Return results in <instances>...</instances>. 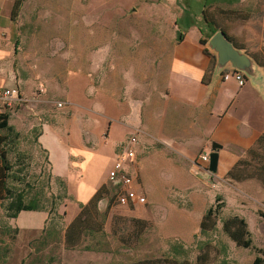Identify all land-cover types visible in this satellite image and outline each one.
I'll use <instances>...</instances> for the list:
<instances>
[{
	"label": "rangeland",
	"instance_id": "obj_1",
	"mask_svg": "<svg viewBox=\"0 0 264 264\" xmlns=\"http://www.w3.org/2000/svg\"><path fill=\"white\" fill-rule=\"evenodd\" d=\"M182 8L189 13L190 21L197 22L190 29L203 31L206 27L210 31L209 22L221 26L242 47L241 51L253 55L264 68V0H23L14 21L16 53L5 60L0 71L17 83L23 93V99L12 106L0 101V110L9 113V123L19 133L11 155L20 156L12 170L19 171L22 181L8 182L28 196L39 193V204L57 210L61 219H55L58 233L50 231L47 235L50 230L47 228L43 238V234L33 236L35 233L22 229L16 237V231L5 232L7 219L1 207L0 217L5 226L1 231V247L13 239V251L18 260L22 259L20 264H253L255 257H260L259 264H264V218L260 215L264 211V149L261 148L257 149L258 156L246 151L240 157L245 159L239 167L242 177L236 179L216 172L209 184H202L190 171V160L203 150L191 155L173 151L172 164L177 168L172 167L170 201L157 207L160 222L134 216L137 207L151 215L152 204L148 201L139 206L121 204L113 195L116 189L109 183L111 192L103 194V204L98 205L104 220L103 234H87L81 244L71 248L64 244L62 212L73 197L67 184L52 175L48 155L36 141L43 115L50 114L53 123L63 120L70 123L80 113L64 98L66 86L62 79L58 81V76H67L66 90L74 97L76 85L79 87L83 82L90 97L95 88L106 92L107 70H78L81 59L90 65L96 52L103 48L123 59L144 57L145 48L152 52L158 47L155 42L168 46L175 29L173 15ZM132 30L144 31L148 37L133 38L128 35ZM93 33L105 38L95 39ZM162 58L155 53L147 60L145 97L165 84L167 66L160 64ZM125 72L131 70L125 66L115 71L110 86L115 87L119 98L116 97V104L124 103L129 113L137 117L142 107L138 99L144 95L135 90L128 92L127 87L138 84L141 72H131L132 76L123 81ZM51 76L57 79L48 83V89ZM58 101L69 104L58 108ZM145 104L151 109L156 105ZM93 108L94 104L88 110ZM135 129L138 130L137 126ZM216 205L221 208L214 217L215 224L205 234L199 227L196 232H186L184 220L189 213L202 214ZM234 216L245 221L247 246L237 244L222 228L224 220ZM86 244L95 249H84ZM177 248L184 251L178 252Z\"/></svg>",
	"mask_w": 264,
	"mask_h": 264
},
{
	"label": "crops",
	"instance_id": "obj_2",
	"mask_svg": "<svg viewBox=\"0 0 264 264\" xmlns=\"http://www.w3.org/2000/svg\"><path fill=\"white\" fill-rule=\"evenodd\" d=\"M14 2L15 0H0V71L6 64L5 60L16 53L14 21L17 15L12 17ZM187 15L189 13L183 8L179 14H174L175 29L168 46H163L161 41H154L158 47H154L152 52L145 48L144 57L134 55L116 58L108 49L103 48L96 52V59L90 65L81 59L80 64L77 63L78 70H107L106 92L95 88V94L90 97L87 94V84L83 82L79 87L76 85L77 97H74L66 90L69 87L67 76H58V81L62 79L66 86L64 98L80 113L70 123L65 120L53 123L50 114L43 115L36 141L47 152L52 175L67 184L68 192L73 197L66 211L62 212L64 227L101 186L110 190V183L116 189L113 195L119 191L121 182L111 181L108 173L116 158L124 154L131 136H136V142L131 145L134 156L126 158L123 163L125 172L132 176L127 187L144 196L143 203H151L154 213L148 215L137 207L143 203L128 205H137L134 216L151 218L158 223L157 207L170 201L172 167L177 168L172 164L173 151L180 155L186 152L191 155L203 150L190 160V171L202 184H209L216 172L220 175L227 173L264 132V68L257 65L262 74L260 83H254L246 75L243 85H239L232 75L223 79L222 72L231 71L232 68L226 65L215 73V53L200 42L201 37L209 39L211 27L210 31L206 27H203V31L197 28L192 30L190 28L197 22L190 21ZM92 35L98 40L105 38V35L99 33ZM128 35L133 38L148 37L146 32L140 30H132ZM155 53L163 56L160 64L167 66L166 80L160 89L157 88L160 92L156 91L145 97L148 90L144 83L147 60ZM125 66L131 72L138 71L142 74L138 84L127 87L128 92L135 90L139 95H144L138 99L142 107L137 117L129 113L124 103L118 101L116 104L118 96L115 87L110 86L114 72ZM131 72H125L121 76L122 80L127 81L132 76ZM56 79L57 76H51V81H47L48 89V83ZM0 86H15L20 95L23 94L17 83L2 74ZM144 102L156 105L151 109V106L143 105ZM92 104L94 108L89 111ZM136 126L138 130L135 129ZM213 141L221 145L215 173L205 170L204 163L198 159L201 154H208ZM101 204L103 202L100 200L98 205ZM204 213L187 215L184 220L186 232H196L200 228ZM6 219V233L16 231L18 237L24 229L35 233L33 236H40L48 220V212L22 210L16 217ZM0 223L3 224L1 221ZM7 226H10L9 229ZM12 240H8L4 247H1L0 242V264L22 262L13 251ZM29 242L30 240L27 244Z\"/></svg>",
	"mask_w": 264,
	"mask_h": 264
},
{
	"label": "trees",
	"instance_id": "obj_3",
	"mask_svg": "<svg viewBox=\"0 0 264 264\" xmlns=\"http://www.w3.org/2000/svg\"><path fill=\"white\" fill-rule=\"evenodd\" d=\"M23 0H15L13 8H12V17L17 15V12L22 4ZM211 31L209 36L216 31L217 29H222L226 34V30H224L221 26H213L210 23ZM208 36V37H209ZM228 39L231 38L226 34ZM206 37H201L200 42L206 44ZM236 46L237 44L231 40ZM238 49L242 50V47L237 46ZM207 51V49H204ZM250 55V54H249ZM253 60L260 66L261 64L250 55ZM205 79V78H204ZM19 133L15 128L9 123V113L6 111L0 110V209L4 207V216L5 218H14L17 214L22 210H45L48 212V220L46 221V225L43 230V238L51 232L58 233V221L55 219H61V215L55 209H46V206L39 204V193L35 195L28 196L25 191L22 189H15L14 186L9 185L8 180L13 182H21L22 178L17 174L18 170H12V167L16 163L17 159L20 157L19 155L13 157L11 155L14 149V143L18 138ZM37 136V134H36ZM39 145V144H38ZM40 146V145H39ZM41 147V146H40ZM42 148V147H41ZM258 148L264 149V132H262L257 138L254 145L250 146L247 149V153H251V155L258 156ZM43 149V148H42ZM44 150V149H43ZM45 151V150H44ZM19 152H15L17 154ZM46 155L47 152L45 151ZM245 159H240L236 163H234L230 169L227 171V175L230 177H234L239 179L241 176L239 168L243 165ZM109 190L105 186H101L92 196V198L84 205L80 206V210L77 215L65 226L63 227L64 231V244L66 248H71L81 244L85 236L94 235V234H103V218L99 212L98 203L102 199L103 194H108ZM112 198V196H111ZM3 201L5 203L3 204ZM219 208L221 206L216 205L208 208L205 214L202 217L200 230L201 233H206L208 229L215 224L214 217L219 212ZM105 215V212H103ZM260 215L264 218V211L260 212ZM1 221V217H0ZM50 221V222H49ZM2 222V221H1ZM48 223L50 227H48ZM231 225L235 226V229L231 230ZM245 221L236 216L225 219L224 224H222L223 230L235 241L237 244H242L244 246L249 245V239H244V235L247 233L245 230ZM4 224L0 223V233L2 231V227ZM47 226V227H46ZM16 230V229H15ZM45 233V234H44ZM1 242V238H0ZM84 249L91 250L95 249L94 246L86 244ZM176 251H184L177 248ZM262 259L260 257H255L253 264H259Z\"/></svg>",
	"mask_w": 264,
	"mask_h": 264
},
{
	"label": "water",
	"instance_id": "obj_4",
	"mask_svg": "<svg viewBox=\"0 0 264 264\" xmlns=\"http://www.w3.org/2000/svg\"><path fill=\"white\" fill-rule=\"evenodd\" d=\"M207 48L215 53L216 62L214 64V72L218 73L226 65L237 71L242 72L250 77L254 83L262 81V74L257 69V63L247 53L241 51L226 36L222 29L214 31L206 42ZM221 145L213 141L208 151V170L215 173L217 170V162L219 160V152Z\"/></svg>",
	"mask_w": 264,
	"mask_h": 264
},
{
	"label": "built area",
	"instance_id": "obj_5",
	"mask_svg": "<svg viewBox=\"0 0 264 264\" xmlns=\"http://www.w3.org/2000/svg\"><path fill=\"white\" fill-rule=\"evenodd\" d=\"M230 75L234 76L237 79V83L239 85H243L244 81L246 80L245 75L237 71L236 69H231V71L222 72L223 79H227ZM18 88L15 86L7 87V86H0V101H2L5 105L12 106L13 102L18 100H22ZM66 104L64 101L56 102L57 107H62ZM136 142V136H131L128 145L125 148L124 154H120L112 168L108 173V177L111 181L119 180L121 182V187L119 191L116 193V197L119 203L121 204H128V203H143L145 201V197L142 195H138L133 189L127 187V185L132 181V176L127 174L123 168V163L126 158H131L134 156V151L132 148V144ZM199 160L204 163L205 170H208V154H201L199 156Z\"/></svg>",
	"mask_w": 264,
	"mask_h": 264
}]
</instances>
